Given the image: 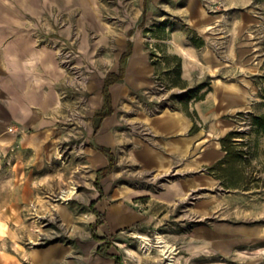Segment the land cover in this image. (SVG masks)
<instances>
[{
  "label": "rangeland",
  "instance_id": "1",
  "mask_svg": "<svg viewBox=\"0 0 264 264\" xmlns=\"http://www.w3.org/2000/svg\"><path fill=\"white\" fill-rule=\"evenodd\" d=\"M56 37L72 119L0 130V264H171L144 253L142 235L171 243L174 264H264V133L252 125L264 114V0H72V38ZM128 42L100 122L96 98ZM231 131L248 158L227 188L209 167Z\"/></svg>",
  "mask_w": 264,
  "mask_h": 264
},
{
  "label": "crops",
  "instance_id": "2",
  "mask_svg": "<svg viewBox=\"0 0 264 264\" xmlns=\"http://www.w3.org/2000/svg\"><path fill=\"white\" fill-rule=\"evenodd\" d=\"M60 12L67 13L68 24L59 27L46 18ZM55 35L72 38V0H0V130L23 136L72 119V79L50 45ZM123 54L105 78L120 72ZM187 66L184 61V71ZM100 100L102 109L104 94Z\"/></svg>",
  "mask_w": 264,
  "mask_h": 264
},
{
  "label": "trees",
  "instance_id": "3",
  "mask_svg": "<svg viewBox=\"0 0 264 264\" xmlns=\"http://www.w3.org/2000/svg\"><path fill=\"white\" fill-rule=\"evenodd\" d=\"M132 43H129V49L126 53L123 54L121 58V69L119 73H110L108 77L105 79V83L103 86V94L105 97V104L104 107L96 113V117L100 118V122H102L105 118L111 116L113 114V97L111 93V86L115 83L122 82L125 78L126 74V65L127 60L132 54ZM182 71V59L178 57V65L176 69L174 70V73L177 77L180 78ZM207 86H209L208 83H204L200 86V89H204ZM262 97L264 98V91L262 94ZM252 125L257 128V130L261 133H264V114L259 116H253V123ZM100 125H97L96 131L99 129ZM240 136H238L237 132L231 131L229 132L225 137L221 139L222 148L225 151V156L219 160L216 164L209 167L210 173L213 174L218 179L225 181L227 183H224V185L228 188V176L229 172L232 169V166L234 163L242 164L243 162L247 161L248 153L247 151L242 147L244 145L243 140H238ZM100 150L102 152H105L107 154H110L111 156V149L100 147ZM112 159V158H111ZM108 169H102L99 171V174H103ZM101 195L103 191L100 192ZM95 214L98 217V223L101 225L103 224V215L98 211L95 210ZM103 240V239H100Z\"/></svg>",
  "mask_w": 264,
  "mask_h": 264
},
{
  "label": "bare ground",
  "instance_id": "4",
  "mask_svg": "<svg viewBox=\"0 0 264 264\" xmlns=\"http://www.w3.org/2000/svg\"><path fill=\"white\" fill-rule=\"evenodd\" d=\"M31 146L35 147L37 149H39V147L36 145L35 140H33L31 142ZM76 187H72L69 190H65L62 192V199L67 202L73 199V197L76 194ZM2 225H0V231H2ZM140 245H141V249L144 251V253L150 252L151 250H153L154 248H158L160 253L171 259V264H174L175 261V255H176V248L169 243L167 240H165L164 238H162L161 236H158V240L157 242L154 244L151 242V239L146 236V235H142L140 236ZM256 240H263V238H256Z\"/></svg>",
  "mask_w": 264,
  "mask_h": 264
}]
</instances>
